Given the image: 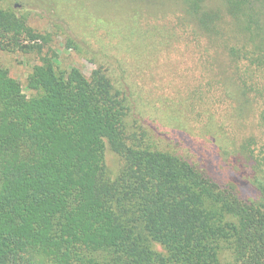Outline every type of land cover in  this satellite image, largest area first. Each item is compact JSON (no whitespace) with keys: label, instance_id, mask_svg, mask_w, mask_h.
Segmentation results:
<instances>
[{"label":"trees","instance_id":"obj_1","mask_svg":"<svg viewBox=\"0 0 264 264\" xmlns=\"http://www.w3.org/2000/svg\"><path fill=\"white\" fill-rule=\"evenodd\" d=\"M127 2L105 19L111 50L191 47L219 103L264 125V0ZM38 41L49 38L0 8L1 51L41 54ZM116 61L86 77L46 53L23 81L0 65V264H264V162L225 163L181 125L146 126ZM176 138L194 159L160 145Z\"/></svg>","mask_w":264,"mask_h":264},{"label":"rangeland","instance_id":"obj_2","mask_svg":"<svg viewBox=\"0 0 264 264\" xmlns=\"http://www.w3.org/2000/svg\"><path fill=\"white\" fill-rule=\"evenodd\" d=\"M126 6L127 0H0V8L13 9L16 15L25 17L32 29L49 38L47 43L37 42L41 44V54L36 50H0V65L23 81L31 66L46 53L54 52L60 68H77L86 77L102 63L119 72L114 64L117 57L123 58L127 78L141 100L138 108L144 114L142 121L146 126L168 131L181 125L194 142L216 148L225 163L229 155L245 161L253 155L264 162V125L259 123L258 115L250 107L233 113L219 103L220 98L208 91L209 78L203 72V60L193 48H166L157 43L143 47L142 42L135 44L132 39L121 52L110 49L105 38L109 33L105 19H110V8L124 11ZM97 15L101 18L100 28L95 20ZM69 41L73 43L71 47L67 45ZM160 145L190 159L196 157L190 147L196 146L192 142L186 145L176 138ZM104 161L114 175L120 160L108 147ZM154 247L162 250L158 245Z\"/></svg>","mask_w":264,"mask_h":264}]
</instances>
